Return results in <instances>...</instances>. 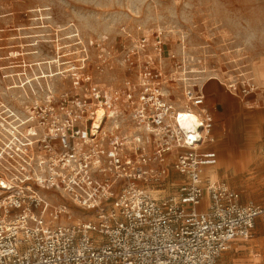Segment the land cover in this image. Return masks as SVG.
I'll use <instances>...</instances> for the list:
<instances>
[{
	"label": "built area",
	"instance_id": "2783aa9c",
	"mask_svg": "<svg viewBox=\"0 0 264 264\" xmlns=\"http://www.w3.org/2000/svg\"><path fill=\"white\" fill-rule=\"evenodd\" d=\"M81 42L77 62L55 53L50 72L10 74L19 93L0 101V264H216L252 237L264 198L241 202L206 175L217 163L206 84L263 106L264 86L250 70L212 69L180 77L179 92L147 37L118 57L131 71L112 83L102 50L91 63ZM180 114L196 122L184 128ZM171 173L174 192L157 194Z\"/></svg>",
	"mask_w": 264,
	"mask_h": 264
},
{
	"label": "rangeland",
	"instance_id": "374dc122",
	"mask_svg": "<svg viewBox=\"0 0 264 264\" xmlns=\"http://www.w3.org/2000/svg\"><path fill=\"white\" fill-rule=\"evenodd\" d=\"M142 37L161 40L162 60L172 65L176 81L171 84L179 92L180 77H204L202 70L212 69L220 78L250 70L264 86L257 78L258 70L264 73V0H0V101L9 92L19 93L8 89L17 82L10 74L50 72L42 62L55 53L77 62L83 52L76 39L91 63L102 50L110 65L105 79L119 83L131 69L118 57ZM67 78L60 75L62 85ZM206 91L216 110L215 180L237 191L241 202H257L264 198V106L239 101L214 82ZM171 175L157 194L174 192L177 177ZM216 264H264V217L256 220L249 240L232 243Z\"/></svg>",
	"mask_w": 264,
	"mask_h": 264
},
{
	"label": "bare ground",
	"instance_id": "6f19581e",
	"mask_svg": "<svg viewBox=\"0 0 264 264\" xmlns=\"http://www.w3.org/2000/svg\"><path fill=\"white\" fill-rule=\"evenodd\" d=\"M260 77L262 79V81L264 82V73L260 70H258V73H257V78ZM259 79V78H258ZM215 83V82H214ZM211 88V87H210ZM225 95V94H224ZM220 97V96H219ZM225 102V101H224ZM237 118V117H236ZM179 120H180V124L181 126H183L184 128H187L189 127V125L193 124L195 121L194 117L193 116H190V115H186V114H180L179 115ZM237 120V119H236ZM243 135V134H242ZM245 135V134H244ZM248 135H251V134H248ZM229 148V147H228ZM228 150V149H227ZM229 151V150H228ZM226 151V152H228ZM229 155V154H228ZM230 156H228V159L230 160L229 158ZM229 160H228V163H229ZM232 162V161H231ZM229 165V164H228ZM249 166V165H248ZM216 168V167H215ZM214 170H207L206 172V175L210 178V179H215L216 178V175L215 173L213 172ZM241 172V171H240ZM0 184H1V181H0Z\"/></svg>",
	"mask_w": 264,
	"mask_h": 264
},
{
	"label": "crops",
	"instance_id": "0c3cea01",
	"mask_svg": "<svg viewBox=\"0 0 264 264\" xmlns=\"http://www.w3.org/2000/svg\"><path fill=\"white\" fill-rule=\"evenodd\" d=\"M252 74H253V72H252ZM213 82H215L216 84H218L216 81H209L208 82V85L206 86L207 88H208V86L210 85V83H213ZM258 84V83H257ZM219 85V84H218ZM260 86H263V85H260ZM225 91V90H224ZM206 88H205V94H206ZM207 95V94H206ZM250 98H245V99H239V98H237V97H235V98H237L239 101H243V100H246V103H248L250 106H252V105H254V106H263V105H261L258 101H259V99H260V96L259 95H256V96H249ZM205 103H206V105L209 107V108H214L215 107V105H213V106H209L208 105V103H207V96H206V100H205ZM220 107V106H219ZM216 109H218V106H216ZM210 148L211 149H213V150H215V152L217 153V160H218V149H217V147L216 146H213V144L212 145H210ZM234 242H241V241H233L232 243H234ZM244 242V241H243ZM231 243V244H232ZM231 244H230V246H231Z\"/></svg>",
	"mask_w": 264,
	"mask_h": 264
},
{
	"label": "water",
	"instance_id": "95a60500",
	"mask_svg": "<svg viewBox=\"0 0 264 264\" xmlns=\"http://www.w3.org/2000/svg\"><path fill=\"white\" fill-rule=\"evenodd\" d=\"M218 109L220 110V107L218 106Z\"/></svg>",
	"mask_w": 264,
	"mask_h": 264
}]
</instances>
